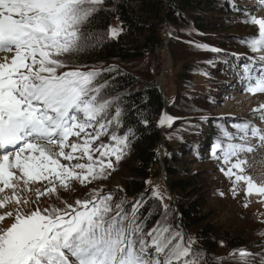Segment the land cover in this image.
Wrapping results in <instances>:
<instances>
[{"label":"snow or ice","instance_id":"6c2138e0","mask_svg":"<svg viewBox=\"0 0 264 264\" xmlns=\"http://www.w3.org/2000/svg\"><path fill=\"white\" fill-rule=\"evenodd\" d=\"M105 3L0 0V53L11 54L0 56V264H264V241L253 245L259 251L237 247L209 261L205 251L193 247L196 240H185L169 223L172 214L155 188L152 196L161 201L163 214L148 232V216L141 220L143 195L130 211L124 199L114 203L115 194L102 188L74 203L61 199L59 193L73 191L74 183L86 187L107 179L138 139L119 96L99 80L101 72L84 71L87 65L68 59L103 39L90 26ZM235 10L244 23L258 27V35L244 41L255 55L239 63L233 75L248 93H264V18L248 9ZM121 31L109 28L107 34L116 38ZM252 113L264 122V104ZM172 120L165 114L159 124L170 127ZM136 123L148 121L141 116ZM233 127L217 128L211 156L221 163L234 197L243 181L246 197L264 198V183L244 174L242 158L264 147V129L252 120ZM105 136L107 143L101 139ZM253 138L255 146L249 142ZM257 235L264 238V231Z\"/></svg>","mask_w":264,"mask_h":264},{"label":"trees","instance_id":"16d2710c","mask_svg":"<svg viewBox=\"0 0 264 264\" xmlns=\"http://www.w3.org/2000/svg\"><path fill=\"white\" fill-rule=\"evenodd\" d=\"M260 4L261 0H106L90 26L103 39L68 59L70 64L87 65L84 71L101 72L99 80L107 82L106 91L111 90L112 96H119L130 113L128 121L138 129V139L115 170H109L107 179L86 187L74 183L73 191L59 193L61 199L74 203L85 199L91 189L102 188L103 193L115 194L114 203L124 199L130 211L143 195L146 203L140 209L141 220L148 216L144 221L148 232L163 214V205L152 196L151 187L161 177L172 214L169 223L183 232L185 240H196L193 247L205 251L209 261L213 256L225 257L237 247L259 251L253 245L264 241L257 235L264 231L258 223L261 217L242 211L222 213L216 207L225 197L231 199L232 183L220 170L221 163L212 158L211 144L218 127L234 131L235 122L263 123L252 111L243 120H227L215 113L230 98L228 93H248L233 70L255 55L244 41L258 35V29L244 23L245 17L235 8L249 6L255 15ZM116 19L122 31L109 38V26ZM196 44L220 51L197 48ZM161 51L167 53L166 62L159 57ZM167 71L172 96L164 84L160 91L158 83ZM165 114L173 118L168 128L159 124ZM141 116L148 121L146 125L136 123ZM101 139L108 142L107 136ZM202 164H207V170L200 169ZM51 202L60 203L55 198Z\"/></svg>","mask_w":264,"mask_h":264},{"label":"rangeland","instance_id":"374dc122","mask_svg":"<svg viewBox=\"0 0 264 264\" xmlns=\"http://www.w3.org/2000/svg\"><path fill=\"white\" fill-rule=\"evenodd\" d=\"M249 8L251 7L249 6L246 7V9H249ZM255 16H257V18H264V8H261L259 6ZM255 27L258 29L257 26ZM109 28L121 29L120 21L116 19L113 23H111ZM3 55H8L9 57L11 56L10 53L9 54L0 53V56H3ZM159 57L161 60L165 62L168 58L167 53L165 51H161L159 53ZM167 67L168 65L165 64L164 70L167 69ZM158 83H159V86L161 85V87L164 84V87L168 95L172 96L171 79L168 74V71L165 76L163 73L160 75ZM228 95H231V96L230 98L225 99L226 103L224 104V106L219 107V109L215 112L216 115L223 116L227 120L231 118H235V117L240 118V120L246 119L248 116V113L252 111L253 108H257L260 104H264V93H257L253 95L250 93L242 94V91H238L237 93H232V92L228 93ZM255 124L258 127L264 129V122L263 123L256 122ZM254 139L255 138L249 141L250 144H252L253 146L255 143ZM256 142L258 143V141ZM48 147L53 152L58 150L55 146L50 145ZM242 158L245 160V164L243 165L244 174L251 176L252 179L258 185L261 183H264V147H257L254 152L245 153L242 155ZM234 161H235V158H233V162ZM199 167L200 169L207 170V164H202ZM213 172H216V170H213ZM151 187L153 189L155 188L158 190L160 197L163 198V204H167L169 197L162 183V180L159 179L158 181L154 182ZM246 187L247 186L243 183V181H241L238 186L239 188L238 194L235 197L232 194L231 199H228L227 197H225L223 199L224 201L222 200L218 201V203L216 204V207L217 209L222 211V213H224L226 210H231V211H236V212L242 211L244 213L258 215L261 217L258 221L260 228L264 229V202H261L262 200H264V198L258 197L255 194H253L252 196L246 197L245 196ZM47 199L48 198L46 197L42 198L43 201H46ZM245 204H247V207H245ZM236 205H238V207ZM41 206H43V204ZM3 211H4L3 209H0V212H3Z\"/></svg>","mask_w":264,"mask_h":264},{"label":"water","instance_id":"95a60500","mask_svg":"<svg viewBox=\"0 0 264 264\" xmlns=\"http://www.w3.org/2000/svg\"><path fill=\"white\" fill-rule=\"evenodd\" d=\"M171 34H172V33L169 34L168 38L171 37ZM159 87H160V91H161V85H160ZM168 127H169V126L167 125L165 128H168ZM162 171H163V168H162ZM160 179H161V177H160Z\"/></svg>","mask_w":264,"mask_h":264}]
</instances>
